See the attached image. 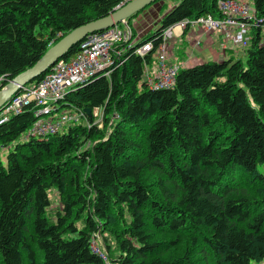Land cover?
<instances>
[{
    "label": "trees",
    "instance_id": "obj_1",
    "mask_svg": "<svg viewBox=\"0 0 264 264\" xmlns=\"http://www.w3.org/2000/svg\"><path fill=\"white\" fill-rule=\"evenodd\" d=\"M127 1L0 0V90L63 35ZM217 1L179 0L158 27L120 43L122 63L109 76L56 102V112L81 114L63 130L28 135L34 102L0 124V264H106L93 240L112 220L115 250L98 245L118 264H264V0H252L263 20L249 29L245 61L181 66L170 88L145 80L163 31L220 17ZM147 42L152 49L139 54ZM53 188L62 208L52 217Z\"/></svg>",
    "mask_w": 264,
    "mask_h": 264
},
{
    "label": "built area",
    "instance_id": "obj_2",
    "mask_svg": "<svg viewBox=\"0 0 264 264\" xmlns=\"http://www.w3.org/2000/svg\"><path fill=\"white\" fill-rule=\"evenodd\" d=\"M217 4L222 13L220 17L208 14L186 18L163 31L162 42L157 51L158 62L154 69L146 72L145 80L148 87L161 89L175 85L178 71L183 65L170 60V42L175 37L182 36L185 30H188V33L201 25L204 32H219L224 38H233L240 47L248 46L250 27L259 26L263 20L258 17L254 5L248 0H218ZM123 23L88 35L74 57L60 58L40 81L21 86L17 94L0 110V124L5 122L11 113L19 112L24 105L33 102L36 106V120L29 128L28 135L47 137L63 130L69 122L79 120L81 114L65 112L61 115V110L56 112L57 107H54V104L62 100L71 88L96 74L110 75V67L116 59L120 60L122 50L118 45L132 37L130 32L123 33L121 30ZM200 44L201 39H197L196 46ZM152 47V42H147L136 51L144 55ZM3 87L4 85H1V89ZM53 110L55 113L51 114ZM93 249L101 254L107 264H118L106 256L95 238Z\"/></svg>",
    "mask_w": 264,
    "mask_h": 264
},
{
    "label": "water",
    "instance_id": "obj_3",
    "mask_svg": "<svg viewBox=\"0 0 264 264\" xmlns=\"http://www.w3.org/2000/svg\"><path fill=\"white\" fill-rule=\"evenodd\" d=\"M156 1L158 0H128L115 8L109 15L88 21L63 35L47 49L34 65L17 74L4 85L0 90V110L7 101L17 94L21 86L34 82L39 75L51 69L60 58L88 35L123 23ZM89 111L88 109L87 112Z\"/></svg>",
    "mask_w": 264,
    "mask_h": 264
},
{
    "label": "rangeland",
    "instance_id": "obj_4",
    "mask_svg": "<svg viewBox=\"0 0 264 264\" xmlns=\"http://www.w3.org/2000/svg\"><path fill=\"white\" fill-rule=\"evenodd\" d=\"M179 0H158L155 3L147 6L144 10L136 13L134 16H132L131 18L127 19L125 23H123L121 25V30L123 31V33H128L130 32V34L133 35L136 34L137 36H140L142 32L145 31L146 33V29H155L156 27L159 26L160 21L162 19V17L178 2ZM249 2H252V0H248ZM198 27H201V25H199ZM261 30V36L262 39L264 40V27ZM221 34V33H220ZM222 35V34H221ZM132 37H130L126 43H129L130 40L132 39ZM223 37V35H222ZM136 38V37H135ZM224 38V37H223ZM225 42L226 40H232L234 43L238 44L233 38H224ZM225 42L223 41V44H225ZM226 45H228L227 43L223 46L226 47ZM187 47V46H186ZM182 49V54L188 52V50ZM241 50V57L243 61L246 60L247 55H246V50L244 47H240L238 46ZM185 55V54H184ZM121 60V59H120ZM178 60V59H177ZM175 60V62H178L180 64H182V61H177ZM217 60V59H216ZM199 63H203V62H199ZM198 63V64H199ZM197 63H193L192 64H188L189 66L195 65ZM183 65V64H182ZM108 76V75H106ZM8 82V81H7ZM6 82V83H7ZM59 103H55L54 107H59ZM60 111V110H59ZM68 113L67 110L65 109H61L60 114L62 115L63 113ZM55 111L53 110L51 112V114H54ZM75 114V113H73ZM103 111L102 108L100 109H95L93 115H94V122L97 123L100 127H103ZM84 122H87L86 119H84ZM91 144V142H88L85 147H88ZM7 155H8V148L3 147L1 149V158L3 160L4 164H7ZM259 169L264 173V165H259ZM152 180V179H150ZM152 182V181H151ZM151 184V188H153L155 190L154 187V183L152 182ZM253 192V191H252ZM50 198L52 201V205L48 208V213L53 217L55 211L59 210L62 208V203L60 202V197H59V193L56 190V188H53L50 192ZM123 218L122 222H128L129 220V215L124 214L121 215ZM122 220V219H121ZM119 226V224H114V220H112L111 225L108 226V228H110V230L114 229L117 230L115 228H117ZM106 230H104V228H101L99 232H97V234L95 235L97 243L100 245H103L104 247H107V244H105L106 242L108 244H111V248L113 247V249L115 250V240H114V236L112 234V231L107 230V228H105ZM112 249V251H113ZM197 257H200V255H198ZM107 264V263H106ZM198 264H204V260H201L200 262L198 261Z\"/></svg>",
    "mask_w": 264,
    "mask_h": 264
},
{
    "label": "crops",
    "instance_id": "obj_5",
    "mask_svg": "<svg viewBox=\"0 0 264 264\" xmlns=\"http://www.w3.org/2000/svg\"><path fill=\"white\" fill-rule=\"evenodd\" d=\"M148 32L150 29H146ZM142 32L141 34H144ZM197 39H201V44L196 46ZM219 32H204L200 27L190 30L186 35L177 36L170 42V60L180 59L183 66L188 64L206 62L209 60H222L232 56H241V50L232 40H226ZM187 46V47H186ZM188 50L187 54H182V49Z\"/></svg>",
    "mask_w": 264,
    "mask_h": 264
},
{
    "label": "bare ground",
    "instance_id": "obj_6",
    "mask_svg": "<svg viewBox=\"0 0 264 264\" xmlns=\"http://www.w3.org/2000/svg\"><path fill=\"white\" fill-rule=\"evenodd\" d=\"M98 32H100V31H98ZM95 33H97V32H95Z\"/></svg>",
    "mask_w": 264,
    "mask_h": 264
}]
</instances>
